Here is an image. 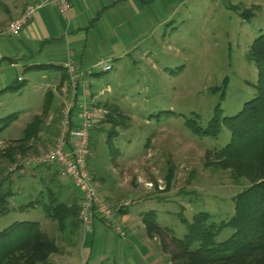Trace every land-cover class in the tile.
<instances>
[{
  "label": "rangeland",
  "instance_id": "rangeland-1",
  "mask_svg": "<svg viewBox=\"0 0 264 264\" xmlns=\"http://www.w3.org/2000/svg\"><path fill=\"white\" fill-rule=\"evenodd\" d=\"M253 1L250 5L229 7L222 0L216 4L207 1L200 6L198 14L183 18L184 9L179 11L156 38L153 59L157 67L146 65L144 60L131 65L119 79L110 83V95L120 107L121 116L94 112L97 114L95 123L102 120V126L120 123L117 138V133L109 128L108 135L115 136V141L109 147L110 157L105 151L99 152L100 170L112 180L113 186L124 190L145 184L161 201L149 205L159 211L161 224L150 234L167 259L164 264H185L184 254L172 242L175 237L183 239L184 219L190 221L195 213L206 211L215 222L227 220L233 214V196L250 183L245 176L235 181L232 162H225L227 167L223 165L218 151L230 138L225 126L217 136H202L191 131L186 121H195L204 128L216 107L221 117L232 116L256 96L257 66L250 57V47L264 33V0ZM240 11H252L251 18H242ZM22 99L8 98L0 104V117L15 112L20 115V119L0 133V180L4 179L1 189L13 194L7 198L9 210L0 214V231L15 221H36L58 246L61 241H76L77 230L69 231L67 222L61 229L55 220L47 218L42 205L49 204L51 198L44 196L40 200L39 195L32 197L27 192L37 189L39 184L44 187L48 183L52 187L45 175L32 178L27 173H32L36 167H50L48 170L57 174V168L55 165H27L28 157L48 149L30 148L26 143L13 140L22 136L23 125L31 120V117H23L27 101ZM91 151L90 147V154ZM89 158L88 169L95 182L99 171L90 166ZM60 177L66 180L62 171ZM37 178L41 182L38 183ZM55 192L57 195L56 189ZM72 192L77 197L81 195L76 187ZM30 200L41 205L27 207ZM147 218L155 221L153 215ZM232 232L226 227L215 239L223 241Z\"/></svg>",
  "mask_w": 264,
  "mask_h": 264
},
{
  "label": "crops",
  "instance_id": "crops-1",
  "mask_svg": "<svg viewBox=\"0 0 264 264\" xmlns=\"http://www.w3.org/2000/svg\"><path fill=\"white\" fill-rule=\"evenodd\" d=\"M207 1L216 4L221 0H70L66 13H59L44 0H0V104L14 97L27 101V105L23 106V117H31V120L23 125V131L35 119L38 127L35 135L27 141V146L51 148L58 131L60 110L70 97L66 65L72 62L80 75L77 103L87 102L99 115L106 112L112 113V117L117 116L122 111L110 95V83L119 79L131 65L136 66L144 60L146 65L155 69L153 47L163 26L183 9L182 18L198 14L200 6ZM222 1L228 7L254 3L253 0ZM31 4L40 6L18 35H10L7 32L10 23ZM106 64H110L111 69L103 70ZM80 103L72 112L75 125L80 122ZM14 114V121L20 119L17 112ZM100 122L95 123L91 130L89 164L99 171L95 178L99 195L113 206L123 204L113 218V223L121 227L123 235L113 232L111 224L100 218L89 229H84L79 222L77 240L61 241V245H57V254L51 255V262L164 264L167 259L155 237H151L144 220L147 213L153 212L155 222L161 227L159 211L149 208V205L154 206L161 201L145 184L124 190L113 186L112 180L100 170L99 154L105 151L110 157L109 147L119 135L120 128L115 127L117 135L108 143L107 135L112 125L106 123L102 126ZM105 134L106 138H103ZM22 137L23 133L13 140ZM41 168L36 167L27 176L45 175L52 187L48 183L44 187L39 184L37 189L27 190L29 196H40L48 189L56 195V189L58 202L70 205L77 201L80 204L82 194L78 197L74 195V186L68 177L65 181L60 177V167L55 166L57 174L48 170L50 167ZM38 205L41 204L34 200L27 203V207Z\"/></svg>",
  "mask_w": 264,
  "mask_h": 264
},
{
  "label": "trees",
  "instance_id": "trees-1",
  "mask_svg": "<svg viewBox=\"0 0 264 264\" xmlns=\"http://www.w3.org/2000/svg\"><path fill=\"white\" fill-rule=\"evenodd\" d=\"M239 15L249 19L252 11H240ZM250 57L257 66L256 96L232 116L221 117L220 109L216 107L204 128L195 121H186L191 131L202 136H217L225 126L230 138L218 151L223 165L227 167L225 162H232L235 181L239 182L245 176L250 183L233 196L234 210L227 220L215 222L206 211L195 213L190 221L183 220L186 233L183 239L175 237L172 242L184 254L185 264H264V33L252 43ZM15 118L14 113L0 117V133ZM36 120L24 129L23 137L15 142L27 143L35 135L38 128ZM119 125L116 121L110 130L115 133V127ZM111 139L107 135L108 143ZM3 180H0V214L9 210L8 199L13 195L12 191H2ZM44 196L51 198L49 204L42 206L46 216L55 220L61 229L67 222L69 231L75 232L80 222L77 201L70 205L58 202L50 189L46 193L41 192L39 199ZM153 214L147 213L144 219L149 232L159 228L155 221L147 218ZM226 227L233 230L232 234L218 242L216 236ZM57 251L54 239L43 232L36 221H15L0 231V264H52L51 255L57 254Z\"/></svg>",
  "mask_w": 264,
  "mask_h": 264
},
{
  "label": "built area",
  "instance_id": "built-area-1",
  "mask_svg": "<svg viewBox=\"0 0 264 264\" xmlns=\"http://www.w3.org/2000/svg\"><path fill=\"white\" fill-rule=\"evenodd\" d=\"M45 4L53 6L59 13H66L70 7V0H44ZM40 4L27 5L17 19L13 20L7 32L16 36L23 25L32 17ZM107 71L110 64L102 67ZM70 97L66 105L60 110L58 131L51 148L32 155L26 159L27 165H55L62 169L74 187L80 190L82 198L79 204V221L84 229H89L97 218L111 224L113 232L123 235L113 218L118 206L105 201L98 193L97 187L88 169L90 155V134L95 123V114L87 102L80 103L78 117L80 122L75 125L72 120L73 109L77 106V88L79 86V72L69 62L66 65Z\"/></svg>",
  "mask_w": 264,
  "mask_h": 264
}]
</instances>
